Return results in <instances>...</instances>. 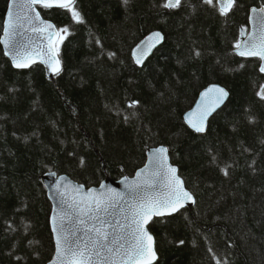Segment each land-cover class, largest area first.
<instances>
[{
    "label": "trees",
    "instance_id": "trees-1",
    "mask_svg": "<svg viewBox=\"0 0 264 264\" xmlns=\"http://www.w3.org/2000/svg\"><path fill=\"white\" fill-rule=\"evenodd\" d=\"M166 3L39 7L66 29L62 71L50 78L41 64L17 69L5 55L9 0H0V264L52 259L45 174L100 186L133 176L160 145L196 202L152 221L154 264H264V74L260 59L236 53L250 9L264 0H236L227 15L217 0ZM156 30L164 43L139 67L133 49ZM211 84L230 97L197 133L184 115Z\"/></svg>",
    "mask_w": 264,
    "mask_h": 264
},
{
    "label": "snow or ice",
    "instance_id": "snow-or-ice-1",
    "mask_svg": "<svg viewBox=\"0 0 264 264\" xmlns=\"http://www.w3.org/2000/svg\"><path fill=\"white\" fill-rule=\"evenodd\" d=\"M127 2V0H125ZM182 0H167L166 7L176 8L181 5ZM208 4H213L214 0H205ZM15 4L16 0H12ZM74 3V0H28V7L34 4H43L44 7H53L54 5L64 8H69ZM236 0H224L220 4L219 10L227 15ZM254 13L257 9L252 10ZM264 14V8L258 10ZM9 22L7 28L4 29V43L9 44L10 41H15V49L17 51L16 64L17 68L29 67L27 63H21L20 60L24 57L20 55L19 49L23 47L17 36H22L23 23L19 22V17L14 22L11 17V11L8 13ZM38 15V14H37ZM72 15L76 22H82V17L78 11L72 9ZM260 31L258 36L250 37L251 44H246V50L241 51L240 55H251L264 58V15L260 16ZM54 27L51 24H45L44 28L32 31H47L48 28ZM66 29H60V32ZM59 35V32L56 33ZM160 37L159 33L154 34ZM51 39V35H49ZM239 48L240 45L237 44ZM199 53H197L198 55ZM55 54L50 53V60L55 59ZM142 60L138 57L137 63ZM32 63H35L33 60ZM53 71L59 73V61ZM264 72V67L261 68ZM215 90L217 93L216 105L223 102V99L228 95L224 89L218 86L208 89V92ZM264 96V89L260 93ZM207 95V92L204 94ZM208 113L205 112L200 120L199 125L193 123L189 119V123L196 131L202 132L203 118ZM164 148L158 149L156 153L155 163L159 168L161 157L160 153L166 152ZM143 169L137 173L141 176ZM176 168L169 166L167 180L165 185L166 192L156 191L155 180L144 179L141 181L134 180L127 184L129 189L128 196L130 200H125V194L118 192L116 189H108L107 193L96 194L92 190L86 198L81 197L79 200L75 196L72 197L71 203L61 200V212L59 214V224H56L57 217L53 216L54 230L56 231L57 243V258L59 264H152L155 259V250L149 241H152V236L147 232L145 225L149 222L152 216H163L164 209L171 212L179 211L188 201L195 203L192 194L182 187L183 181L177 177ZM227 173V170H225ZM153 177L160 176L159 170L152 173ZM59 179L63 180L64 177ZM125 177V181H127ZM59 189V185H56ZM103 187V186H102ZM78 191V189H77ZM124 205L121 206L120 202ZM66 205V207H63ZM117 213H120L117 218ZM121 220L129 221L130 223H121ZM111 229V231H109ZM182 243V242H181Z\"/></svg>",
    "mask_w": 264,
    "mask_h": 264
},
{
    "label": "water",
    "instance_id": "water-1",
    "mask_svg": "<svg viewBox=\"0 0 264 264\" xmlns=\"http://www.w3.org/2000/svg\"><path fill=\"white\" fill-rule=\"evenodd\" d=\"M76 0H74V3ZM219 6L221 3L224 2V0H217ZM73 3V4H74ZM72 4V5H73ZM28 0H16V3L13 4L12 0H9L8 4V10L4 21V29L7 28L8 22H9V15L8 13L11 11L12 17L11 19L15 22L17 20V17H19V22L23 23V28L21 31L23 32L22 36H17L16 40H19L23 47L19 49V53L24 58L20 60L21 63H27L29 64V67L26 68H17L15 66L16 64V57H17V51L15 49V41H10L9 44H5L3 41L5 39L4 36V29L3 34L1 37V44L3 46L5 55L10 59L13 66L17 69H29L34 65L41 64L45 67L47 75L50 78H54L56 75H58L62 71V61L59 55L58 51V44L61 37V32L57 25L51 21L46 19L39 7H44L43 4H34L30 8L27 6ZM71 5V6H72ZM234 7V5H233ZM228 12L230 13L233 9ZM45 8H64L54 5L53 7H45ZM264 8V5L262 6H253L250 9L249 13V28L242 29V42L239 48L236 49V53L242 57V58H257L261 61L260 71L261 68L264 67V58L258 57V56H251V55H240L241 51L246 50V44H251L250 37L258 36L260 31V16L264 15L260 13L258 10ZM171 9V8H170ZM253 9H257V12H253ZM38 14V15H37ZM45 24H51L54 27L48 28L47 31H32L33 28L36 29H42L44 28ZM59 32V35L56 33ZM159 33L160 37H156L154 34ZM49 35H51V39H49ZM165 37L164 34L159 31H153L150 34H148L143 40H141L133 49L132 55L135 63L137 66L142 67L148 59L155 53V51L164 43ZM50 53L55 54V59L50 60ZM140 58L142 60L141 63H137V58ZM35 61V63H32V61ZM57 60L59 61V67L61 68V71L59 73H56L53 71V67L56 66ZM261 73L264 74V72L261 71ZM213 86H218L219 88L224 89L225 92H227V96L223 99L222 103H219L218 106L216 105V97L217 93L213 89V91L208 92L207 90L210 88H213ZM207 92V95H204ZM230 97V92L221 84H211L207 86L202 92L200 93L195 105L185 114V122L187 125L195 132L197 133H206L209 122L211 118L216 114L217 111H219L228 101ZM207 112L208 114L204 116L203 118V128L204 131L198 132L195 130V128L190 124L188 121L189 119L192 120L193 123H196L199 125L202 115ZM164 148L167 151L160 153L161 161L159 168L157 169V164L155 163L156 160V153L158 149ZM169 166L176 168V176L179 177L180 180L183 181L182 187L184 190L191 193V191L187 188L186 183L183 179V177L180 175L179 167L174 165L170 156L169 148L167 146L161 145L155 148H150L147 152V161L146 163L139 168L133 176H123L122 178L118 180L113 179H107L105 180L100 186H94V187H87L83 184L77 183L73 179H71L67 175H58L55 172L47 173L42 177V183L47 189V196L51 202L52 209H51V215H50V225L52 229V233L54 236V242H55V252L52 257V259L47 264H59L58 258H57V243H56V231L54 230V224H53V216L57 217L56 224H59V214L61 212L62 204L60 203L61 200L67 201L71 203L72 197L75 196L77 200H79L81 197H87L89 194H91L92 190H95L96 194L99 195L101 193H107L108 189H116L118 192L125 194V200H130V197L128 196L129 189L127 188V184L131 183L134 180L141 181L144 179L149 180H155L156 183V191L158 192H166L168 189L165 185V181L167 180V174H168V168ZM143 169V173L141 176H137V173L140 172V170ZM159 170L160 176L153 177L152 173L154 171ZM60 177H64L65 179L61 180ZM125 177H127V181H125ZM56 185H59V189H57ZM103 186V187H102ZM78 189V191H77ZM192 194V193H191ZM192 197L194 201L196 202L195 196L192 194ZM121 206L127 207V205H124L123 201L120 202ZM195 203L192 201H188L183 208L186 207H193ZM63 207H66V205H63ZM183 208H180L182 210ZM171 212L168 209H164L165 214L163 216H152V218L149 220V222L145 225V228L147 232L152 236V241H149L148 243L152 245V247L155 250V259L152 261V264H154L159 256L156 250V238L154 234L152 233L150 226L152 221L155 218H163L168 217L173 214H176L177 212ZM117 218H119L120 213H117ZM121 223H130L129 221L121 220ZM111 231V229H109ZM140 264V262H138Z\"/></svg>",
    "mask_w": 264,
    "mask_h": 264
},
{
    "label": "bare ground",
    "instance_id": "bare-ground-1",
    "mask_svg": "<svg viewBox=\"0 0 264 264\" xmlns=\"http://www.w3.org/2000/svg\"><path fill=\"white\" fill-rule=\"evenodd\" d=\"M59 46H60V45H59ZM187 112H188V111H187ZM187 112H186V113H187ZM217 112H218V111H217ZM217 112H216V113H217ZM186 113H185V114H186ZM184 119H185V115H184Z\"/></svg>",
    "mask_w": 264,
    "mask_h": 264
}]
</instances>
